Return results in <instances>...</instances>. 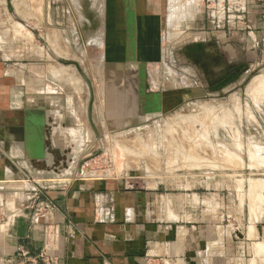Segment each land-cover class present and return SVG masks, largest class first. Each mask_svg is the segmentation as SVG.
<instances>
[{"label":"rangeland","instance_id":"rangeland-1","mask_svg":"<svg viewBox=\"0 0 264 264\" xmlns=\"http://www.w3.org/2000/svg\"><path fill=\"white\" fill-rule=\"evenodd\" d=\"M228 1L215 0L208 12L205 0L189 6L167 0L158 60L140 66L130 61L139 75L117 80L93 42L100 0H0V44L8 49L9 65L25 68L19 82L25 92L14 98L26 109L19 115L51 109L76 131L72 166L61 177L50 170L52 179H69L72 168L85 166L88 176L133 189L198 194L202 203L215 196L217 214L210 219L240 230L248 193L259 199L262 185L255 182L264 175V49L247 51L245 31L227 27L243 18L241 5ZM209 41L224 75L206 73L210 63L199 65L185 53L195 42ZM229 68L237 74L223 80ZM127 79L139 84L137 92L124 89ZM213 84L217 88L210 89ZM111 86L115 91L107 96Z\"/></svg>","mask_w":264,"mask_h":264},{"label":"crops","instance_id":"crops-1","mask_svg":"<svg viewBox=\"0 0 264 264\" xmlns=\"http://www.w3.org/2000/svg\"><path fill=\"white\" fill-rule=\"evenodd\" d=\"M186 1L188 6L194 3ZM205 1L211 12L215 0ZM166 2L100 0L93 42L99 57L101 51L104 61L112 63V77H137L139 70H131L130 61L140 66L158 60ZM241 12L242 21L230 20L227 27L245 31L247 51L255 46L264 49V0H247ZM0 45V261L16 259L24 251L29 257L43 255L51 264H264V175L255 182L263 185L258 188L260 200H251L248 193L240 230L210 219L217 214L215 196L202 203L198 194L133 189L121 181L102 180L100 174L79 176L76 167L71 178L52 179V169L31 156V144L54 134L55 116L48 120L49 133L42 127L41 133L35 125L42 118L38 111H28L26 118L24 112L19 115L25 108L14 98L25 92L19 83L25 68L9 65L8 49ZM257 55L260 60L263 54ZM122 82L120 89L128 85L124 89L139 90L137 82ZM113 90L111 86L107 96ZM61 124L65 130L74 129L64 118ZM41 141L43 152L49 143Z\"/></svg>","mask_w":264,"mask_h":264},{"label":"water","instance_id":"water-1","mask_svg":"<svg viewBox=\"0 0 264 264\" xmlns=\"http://www.w3.org/2000/svg\"><path fill=\"white\" fill-rule=\"evenodd\" d=\"M206 49V45L202 44V43H198V44H194L191 45L188 49L185 50V53L188 55V58L192 59L193 61H197V59H199L198 55L200 57L205 56V50ZM214 56V62H216V64L214 65V67H216L218 70H224V64L221 61V59L217 56V55H213ZM223 72V71H222ZM224 73H222L221 75H224ZM54 118V114L50 113L48 110L44 109V114L42 115V118L35 122V125L37 126L38 130L41 131V127L46 129L48 127H50V124L48 123L49 119H53ZM47 131V129H46ZM49 133V131H47ZM41 133L40 136H41ZM50 136H42L41 138L43 140H47L49 143V146H45L43 148V152L41 153L40 157L37 159H41L43 160L45 166L47 168H50L52 170L57 171V173L59 174V176H63L68 169L71 168L72 166V160H73V156L72 153L70 151H73V149L69 148L63 150V148H61V146L57 145L56 142V137L54 136L55 134L49 133ZM51 150H58L60 156H62L64 158L63 161H59V167L55 166V157L52 153Z\"/></svg>","mask_w":264,"mask_h":264},{"label":"bare ground","instance_id":"bare-ground-1","mask_svg":"<svg viewBox=\"0 0 264 264\" xmlns=\"http://www.w3.org/2000/svg\"><path fill=\"white\" fill-rule=\"evenodd\" d=\"M20 1V0H19ZM38 1V0H37ZM18 2V1H17ZM19 3V2H18ZM34 3V2H33ZM32 3V4H33ZM35 5V4H33ZM18 6V4H16V7ZM37 6V5H36ZM18 8V7H17ZM35 8V6H34ZM19 28V27H18ZM58 77V76H57ZM69 81V80H68ZM79 88V87H78ZM75 92V91H74ZM77 98V97H76ZM49 112L51 113V111L49 110ZM53 113V112H52ZM54 116H55V122L57 123V126L55 128H53L54 130V136L57 137L56 139V144L61 146V148H63V150L66 151V149H73V151H70L72 153V156L74 157V153H75V150H74V147L72 146V142H73V137L76 136V131L75 129H72V128H67L65 130V127H62V114H55L54 113ZM68 136L71 138V139H68ZM59 137H61V139L63 140H59ZM42 139H37V140H34L33 143L31 144V156L33 157H40L42 151H41V145H42ZM260 185V184H258ZM263 186V185H262ZM261 186V187H262ZM260 187V186H259ZM260 187V189H261ZM252 188V187H251Z\"/></svg>","mask_w":264,"mask_h":264},{"label":"built area","instance_id":"built-area-1","mask_svg":"<svg viewBox=\"0 0 264 264\" xmlns=\"http://www.w3.org/2000/svg\"><path fill=\"white\" fill-rule=\"evenodd\" d=\"M224 1L225 0H218V2H224ZM232 1L235 3L234 0H232ZM239 1H241L242 3H240ZM239 1L238 2L241 5L240 9H241V11H244V6H245L247 0H239ZM229 2H231V0L228 1V3ZM219 4L220 3H218L217 5H219ZM89 173H91V172L87 168H85V166H81L79 168L78 172H77V174L79 176H85V175H87ZM33 197L34 198H39L38 194H34ZM40 210H41V208L38 207L36 209V212H40ZM13 260H15V261H26V262L30 261V262H32L34 264H40V262H42L43 264H51L52 263L50 260H47L43 255H38V256H33V257L30 256L29 257L24 251H19L17 256H16V259H13Z\"/></svg>","mask_w":264,"mask_h":264},{"label":"flooded vegetation","instance_id":"flooded-vegetation-1","mask_svg":"<svg viewBox=\"0 0 264 264\" xmlns=\"http://www.w3.org/2000/svg\"><path fill=\"white\" fill-rule=\"evenodd\" d=\"M198 43H201V42H195V44H198ZM203 44V43H202ZM212 41H209L208 43H205V45H206V51H205V56H203V57H200L199 55H198V57H199V59H197V63L199 64V65H202V62L203 61H205L206 62V64H208V63H210L209 64V66H207V65H204V67H203V70L206 72V73H208L209 74V72L210 71H215V74H216V72L218 73V74H216V75H220V74H222V72H221V70H217V69H214V64L212 63V59L214 58V56H213V53L211 52V49H212ZM203 59H205V60H203ZM214 62V61H213ZM205 64V63H204ZM236 68V67H235ZM235 68H229L230 69V72H229V74H228V76H226L223 80H231L232 79V76H236V74H237V72H236V70H235ZM224 73V72H223ZM212 79H217V76H216V78H214V77H212ZM223 80H221V82L223 81ZM219 83V82H218ZM218 83H216V84H218ZM216 84H213L212 86H210V89H214V88H217L216 87Z\"/></svg>","mask_w":264,"mask_h":264}]
</instances>
